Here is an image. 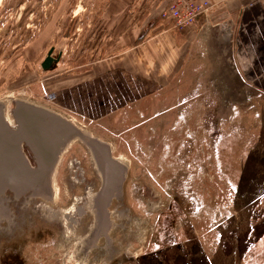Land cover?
I'll return each mask as SVG.
<instances>
[{
  "label": "rangeland",
  "instance_id": "rangeland-1",
  "mask_svg": "<svg viewBox=\"0 0 264 264\" xmlns=\"http://www.w3.org/2000/svg\"><path fill=\"white\" fill-rule=\"evenodd\" d=\"M164 43L185 55L181 68L126 115L90 124L53 104V76L135 55L156 68ZM50 49L59 59L43 71ZM14 100L73 118L126 173L109 229L89 242V215L58 214L100 186L74 141L46 188L6 193L0 264H264V0H0L7 118Z\"/></svg>",
  "mask_w": 264,
  "mask_h": 264
},
{
  "label": "water",
  "instance_id": "water-1",
  "mask_svg": "<svg viewBox=\"0 0 264 264\" xmlns=\"http://www.w3.org/2000/svg\"><path fill=\"white\" fill-rule=\"evenodd\" d=\"M58 59L50 49L41 64L42 70L48 71ZM3 115L0 105V211L7 215L6 193L14 201L31 196L51 174L60 148L68 139L76 136L94 147L97 145L59 115L32 103H15L10 115L15 129L8 128ZM97 150L105 161L106 179L100 189L106 195L121 178L122 169L111 160L106 147Z\"/></svg>",
  "mask_w": 264,
  "mask_h": 264
},
{
  "label": "crops",
  "instance_id": "crops-1",
  "mask_svg": "<svg viewBox=\"0 0 264 264\" xmlns=\"http://www.w3.org/2000/svg\"><path fill=\"white\" fill-rule=\"evenodd\" d=\"M163 47L165 53L157 60L156 68L147 69L144 66L141 70L139 65L143 59L135 55L126 65H116L104 72L95 71L92 76H53L51 83L56 88L53 92V104L74 119L79 118L90 124H99L126 115L139 102L151 99L168 87L169 80L166 76H173V72H178L181 68L185 55L171 49L175 48L174 44L170 46L169 43H164ZM178 48L181 51L182 46ZM151 73L152 78L149 79L148 75ZM172 264H185V261L183 263L174 260Z\"/></svg>",
  "mask_w": 264,
  "mask_h": 264
},
{
  "label": "bare ground",
  "instance_id": "bare-ground-1",
  "mask_svg": "<svg viewBox=\"0 0 264 264\" xmlns=\"http://www.w3.org/2000/svg\"><path fill=\"white\" fill-rule=\"evenodd\" d=\"M15 103H18V102H22V103H26V104H30V103H27V102H24L22 100H14ZM33 105V104H32ZM35 105V104H34ZM36 106V105H35ZM40 107V106H38ZM40 108H43V107H40ZM43 109H46V108H43ZM47 111H50L52 113H55L56 115H59L60 117H62L63 119H65L66 121H68V123H70L73 127H75L77 130H80L82 131V135L83 137H85V139H88L89 141H92L91 143H96V145H100V142H98L96 139H92V137H90V135L88 134V132L82 128L79 127V123L77 125V123L75 122V120L73 118H68V117H63L61 116L60 114L61 113H57V112H53L49 109H46ZM3 116H4V121L6 123V125L8 126L9 129H15V124L11 118V113H9V118L6 117V112L4 111L3 112ZM74 141H78L80 144L86 146L88 149L90 150H93L95 147L92 145V144H89V142L87 143L86 141L76 137V136H73L71 139H68L60 148V152H59V155H58V158L55 162V165L52 169V172L50 175L47 176L46 179H44L40 184H38L37 188L41 187L43 184H45V188L51 184V181H52V178H53V175L55 173V170H56V166H57V163H58V159L60 158V156L65 153L66 149L74 142ZM104 147V146H103ZM68 150V149H67ZM118 167H121L122 169V175H121V178L118 179V181L115 183V185L119 186L121 184V182L124 180V175H125V172H126V167L122 166L121 165V162L118 161L117 159H114L112 160ZM102 169H103V172L105 171L106 172V166H102ZM35 189V188H34ZM54 192V191H53ZM90 195H89V198H87L85 200V202H82L80 203V200H74V204H76L74 207H71V210H65V211H60L58 214L59 216L62 218V220L64 222H68L72 219V216H74L73 214H75V218L77 219L76 221H78V219H81L82 217L84 216H88L91 217V226H90V231H91V234H89L91 237L89 239V242H95L96 240H98L97 238L102 234V233H105L106 230H108L109 228L107 227V229L105 228L104 231L100 232L98 230V224H99V219H98V214L96 212V209L94 207V204H93V201L94 200V194H92V192H88ZM53 194V193H52ZM113 194V193H112ZM55 196V195H54ZM113 196V195H112ZM55 199V197H54ZM47 200V199H46ZM51 200H53L51 198ZM50 200V201H51ZM80 203V204H78ZM70 208V207H69ZM51 209V208H50ZM51 211V210H50ZM77 214H79L80 216H77ZM52 215V214H51ZM6 217L7 215H3L2 211H0V222L3 221V220H6ZM61 220V219H59ZM75 221V220H74ZM66 224V223H65ZM111 224H108V226H110ZM65 226V225H64ZM72 226V225H71ZM73 227V226H72ZM67 228V227H66ZM108 233V232H107ZM107 235V234H106ZM105 235V237H106ZM88 238V237H87ZM100 239V238H99ZM86 240V239H85ZM96 243V242H95ZM90 247V246H89ZM137 252V251H136ZM140 254V253H138Z\"/></svg>",
  "mask_w": 264,
  "mask_h": 264
},
{
  "label": "flooded vegetation",
  "instance_id": "flooded-vegetation-1",
  "mask_svg": "<svg viewBox=\"0 0 264 264\" xmlns=\"http://www.w3.org/2000/svg\"><path fill=\"white\" fill-rule=\"evenodd\" d=\"M90 137H92V136L90 135ZM92 139H96V138L92 137ZM97 141L100 142V145H97V147H95L93 150L88 149L84 145H83V147H85V149L89 153V156H90L91 161H92V165L95 167V173H96L97 177L99 178V182H100L99 188L96 191H92V194L95 195L94 200H92V201H93L94 207L96 209V212L98 214V219H99L98 230L100 232H102L108 226L109 222L112 219L113 215L111 214V211L109 210V208L111 207V205L114 201L119 199V195L121 194L122 185L124 183V180L121 182V184L119 186L114 185L112 187L111 191L108 194L104 195L102 189H100V188L104 185L105 179H106V172L105 171L103 172V169H102V166H105V161H103L101 153L97 150V148L104 146L108 149L109 153H113V151H112V148H109L107 144L101 143V141H99V140H97ZM110 158H111V155H110ZM114 159L111 158V160H114ZM187 242L190 243L189 241H187Z\"/></svg>",
  "mask_w": 264,
  "mask_h": 264
},
{
  "label": "built area",
  "instance_id": "built-area-1",
  "mask_svg": "<svg viewBox=\"0 0 264 264\" xmlns=\"http://www.w3.org/2000/svg\"><path fill=\"white\" fill-rule=\"evenodd\" d=\"M174 15H175V16H170V17H172L173 22L176 21V19H178V17H179L177 12H175ZM170 17H168V18H170ZM162 18L165 19V18H166V15H162ZM181 24H182V23H177V24H175L174 26H175V28H177V27H180ZM176 26H177V27H176Z\"/></svg>",
  "mask_w": 264,
  "mask_h": 264
}]
</instances>
